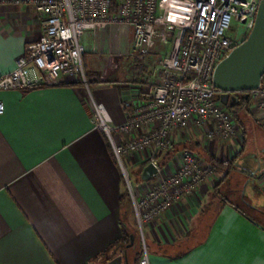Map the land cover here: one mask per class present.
Wrapping results in <instances>:
<instances>
[{"label": "crops", "instance_id": "1", "mask_svg": "<svg viewBox=\"0 0 264 264\" xmlns=\"http://www.w3.org/2000/svg\"><path fill=\"white\" fill-rule=\"evenodd\" d=\"M2 1L0 77L16 68L17 59L42 32L33 8ZM132 37L130 27L118 25L85 34L87 85L76 76L63 75L38 89L0 91L6 107L0 115V264H133L134 237L129 250L120 248L101 258L122 240L124 228L132 236L138 234L124 169L141 189L153 179L142 177L146 162L158 164L163 153L144 149L126 156L123 166L111 140L95 127L93 108L94 103L103 105L118 127L128 120L124 103L139 107L145 99L143 78L153 58L144 59L146 71L136 70ZM146 131L116 133L113 139L116 146H124ZM200 133L188 128L176 135L174 146L199 144L222 161L264 149L254 139V151L241 145L232 153L225 141L206 142ZM182 153L161 171L175 173ZM236 173L242 172L230 177ZM213 175L215 184L210 177L148 223L146 234L139 231L150 264H264V229L233 206L246 212L250 206L264 210V175L251 179L243 174L253 185L251 199L229 190L235 199L226 197L227 201L219 193L225 197L220 188L230 177L222 183L223 175ZM128 224L135 228L133 233Z\"/></svg>", "mask_w": 264, "mask_h": 264}, {"label": "built area", "instance_id": "2", "mask_svg": "<svg viewBox=\"0 0 264 264\" xmlns=\"http://www.w3.org/2000/svg\"><path fill=\"white\" fill-rule=\"evenodd\" d=\"M261 1L12 0L16 6L35 10L42 32L17 59L16 68L0 77V91L31 90L54 84L63 75L76 76L87 85L82 38L88 32L128 26L133 30V58H153L152 63H145L149 68L143 78L147 95L139 107L124 103L128 120L118 127L103 105H93L95 127L111 140L117 157L144 149L171 150L176 135L191 127L204 132L206 142L228 140L235 128L228 106L220 100L221 92L212 85L213 74L254 30ZM261 83L248 96L255 100L256 115L264 122V76ZM5 109L0 100V115ZM145 127L146 134L124 146L115 145L114 133L131 135ZM199 159L196 153L184 151L179 169L166 175L160 168L154 176L158 185L142 199L135 200L129 187L141 230L211 177L214 172ZM152 164L159 168L156 161ZM143 250L139 263L150 264L148 251Z\"/></svg>", "mask_w": 264, "mask_h": 264}, {"label": "water", "instance_id": "3", "mask_svg": "<svg viewBox=\"0 0 264 264\" xmlns=\"http://www.w3.org/2000/svg\"><path fill=\"white\" fill-rule=\"evenodd\" d=\"M256 25L248 38L236 47L228 57L215 68L213 84L221 92L220 100L224 106L230 101H236L231 95L246 94L256 91L262 86L264 76V0L261 1ZM237 171L246 174L251 179H259L264 175V158L258 153L247 155L236 162ZM155 164L148 165L142 174L145 181L158 174ZM132 238L131 245H133Z\"/></svg>", "mask_w": 264, "mask_h": 264}, {"label": "rangeland", "instance_id": "4", "mask_svg": "<svg viewBox=\"0 0 264 264\" xmlns=\"http://www.w3.org/2000/svg\"><path fill=\"white\" fill-rule=\"evenodd\" d=\"M247 38H248V36H247ZM151 63H152V60H151ZM149 64H150V62H149ZM232 97L234 98V96H232ZM255 105H256V102L252 98L249 101L248 106L245 107L246 109L244 108L243 110L238 111L237 114L235 112V115H234V111L236 109H229V115L231 117L232 125L235 128V132L233 133L232 137L229 138L228 140H222V139H217V140L225 141L227 143V147H229L228 150H230L232 153H235L237 148L241 149L242 148L241 145H245V149H249L250 151H254L255 150V146L253 144L254 139H258L259 140L258 145H260V147H264V122L261 120V118L257 117V115H256L257 111H256ZM113 135H115V133ZM200 135L204 136V132H201ZM190 148L191 147H189L188 149L192 150ZM189 150H186V151H189ZM182 152H184V150ZM126 156H128V155H123V156H121V159H120L123 166H125L124 160H125ZM199 160L202 161V164L204 165V167H208L206 165V163L204 162V160H202L201 157ZM146 163L148 165H150V164L154 163V161L148 160ZM156 163H157V161H156ZM212 172H214V171H212ZM214 173H216V172H214ZM217 173H220V172H217ZM124 174L126 176V179H128V181L130 182V185L127 187H131L133 192L134 193L136 192L135 200L144 198L148 192H150L154 187H156L158 185V182H159V180L157 178H153L152 181L150 180L148 182V184L147 183L143 184L142 187H140L141 189H137V188H135L137 185L136 181L133 179V176H130L126 167L124 169ZM213 174L211 175L212 178L210 179V182H213L212 184H215V181H214L215 176ZM220 174L224 176L223 173H220ZM249 182H250V180L245 175H243L242 173H239V174L236 173L232 177H230L226 183H224L225 185L223 187H221L220 190L222 193H225V197H228L229 199H235V196H231L232 194H228L229 190L232 191L231 193L236 192V193H239V196H241V197L244 196L247 199L248 198L251 199L250 195H251V189L253 188V185H252V183H249ZM248 184H249V187H248ZM136 189L138 191H136ZM256 196H257L256 199L261 198L260 195L256 194ZM261 200H262V198H261ZM236 202L239 205L242 204L239 197L236 198ZM132 203H133V201H132ZM133 205H134V203H133ZM133 209H134V206H133ZM135 224H136V218H135ZM136 228H137V233H138L136 236L137 238L135 239L136 244H137V248L135 249V251H133L131 253V256H133V257H135V255L138 252L141 253V250L144 252L143 249L146 248L145 245L142 243V238H141L142 237L141 232H145L146 226H144L143 230H141L140 227L138 229V225L136 224ZM129 229L133 233L134 232L133 230L135 228L133 226L129 225ZM139 231H141V232H139ZM145 234H146V232H145Z\"/></svg>", "mask_w": 264, "mask_h": 264}, {"label": "trees", "instance_id": "5", "mask_svg": "<svg viewBox=\"0 0 264 264\" xmlns=\"http://www.w3.org/2000/svg\"><path fill=\"white\" fill-rule=\"evenodd\" d=\"M135 61H136L135 62V69L136 70H139V71L141 70L142 72L146 71V69L144 67L145 65H143L144 64L143 63L144 58H138ZM79 83H83L82 80H80ZM45 86H49V85L48 84H42V85H40L34 89H38V88L45 87ZM34 89H31V90H34ZM235 97H236V101H231L229 103V106L227 107L228 109H236L234 111V115H235V112L237 114L238 111L243 110L245 107H247L249 104V101H250V97H247L245 93L244 94L243 93L237 94V95H235ZM190 147H191L190 149H192L193 151L189 150L188 149L189 147L179 148L177 146H173L171 148V150L162 152L163 155L158 162L159 169L166 167L168 161H170L172 159V157H174L175 155L181 153L183 150L184 151L189 150V151H192L194 153L197 152L196 148L202 150V148H200L201 145H199V144H191ZM196 154L198 156H200L202 158V160H204V162L209 167V169H211L214 172H220V173L224 174L223 179L221 180L222 183L227 178H229L233 172L237 171L235 164L237 161H239L238 157H234L230 160L222 161V160L216 158L215 156L209 154L208 152H206L204 150H202V152H197ZM219 195H220V197L224 198L226 201L228 200L226 197L222 196L220 193H219ZM233 206L236 207V209H238V211H240V213L243 216L248 218L249 221L255 222V224H257L258 226H260L264 229V210L257 209V208H254L253 206H250L249 207L250 210L246 212L235 204H233ZM123 232H124V236H123L122 240H120V242H117L114 246H112L110 248V250L107 251L108 253L106 255H103L101 258H105L109 254L113 255V252H115V250H117V249H120V248H123L126 250L128 249V246L131 243V238L134 237L136 239V237L134 235L132 236L131 234H129L125 230V228L123 229ZM133 249L134 248H132V250ZM142 256H143V251L141 250V253L138 252L136 254L134 262H132V263L133 264H140L139 262L141 261ZM106 259L109 260V258H106ZM129 262H131V261H130L129 254H128V262L127 263H129Z\"/></svg>", "mask_w": 264, "mask_h": 264}, {"label": "flooded vegetation", "instance_id": "6", "mask_svg": "<svg viewBox=\"0 0 264 264\" xmlns=\"http://www.w3.org/2000/svg\"><path fill=\"white\" fill-rule=\"evenodd\" d=\"M235 95H231V96H234V98H236ZM257 153L260 155L261 158L264 157V149H261L260 152L258 151Z\"/></svg>", "mask_w": 264, "mask_h": 264}]
</instances>
